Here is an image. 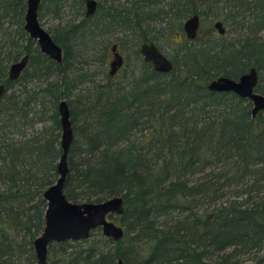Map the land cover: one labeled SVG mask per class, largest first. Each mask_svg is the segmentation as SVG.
Returning <instances> with one entry per match:
<instances>
[{"label":"trees","instance_id":"16d2710c","mask_svg":"<svg viewBox=\"0 0 264 264\" xmlns=\"http://www.w3.org/2000/svg\"><path fill=\"white\" fill-rule=\"evenodd\" d=\"M52 1L56 7L68 2ZM218 1L139 2L138 28L156 22L160 14L174 38L180 35V21L198 14L202 17L198 38L194 44L180 42L167 73L140 61L124 85L103 84L95 103L83 110L89 117L94 114L92 122L74 127V109L69 107L73 141L65 195L73 202L122 196L124 212L110 217L122 222L124 234L115 241L96 228L81 241L53 242L48 247L49 264H117L119 259L125 264H209V253L231 247L230 253L218 256V263L234 264L246 255L251 264H264V197L251 205L246 204L249 197L197 214L199 199L214 197L227 184L219 181L225 170L226 180L231 181L228 186L246 177L264 178V111L251 118L248 99L207 88L219 74L237 77L252 66L259 75L264 73L260 35L264 0H223L236 7L222 18L239 29L235 41H227L228 31L217 40L203 33L208 10H201L197 2L211 7ZM12 5L4 2L5 8ZM176 20H180L177 28ZM23 34V43L14 44L6 59L15 61L29 53L20 77L8 80L7 65L0 60V83H5L0 99V264L36 263L33 240L44 227L43 191L58 175L59 133L45 142L36 135L21 141L26 129L42 120L37 113L31 116L29 107L32 103L43 111H48L47 105L53 107L48 118L59 130L58 102L74 87L67 68L69 29L51 35L63 49L61 63L42 54L36 42ZM147 40L143 32L142 41ZM38 76L46 78L45 84L28 88L30 78ZM260 82L256 91L264 93ZM218 162L222 167L216 183L191 186L192 173Z\"/></svg>","mask_w":264,"mask_h":264},{"label":"rangeland","instance_id":"374dc122","mask_svg":"<svg viewBox=\"0 0 264 264\" xmlns=\"http://www.w3.org/2000/svg\"><path fill=\"white\" fill-rule=\"evenodd\" d=\"M8 1L13 3L14 5H12V7L10 8H5L4 2H7V0H0V60H2V62L7 65V70L12 61L7 62L6 59L14 49V44L18 45L20 43H23L24 41V13H22V11L23 7L26 5V0ZM110 1L116 6L123 3L122 0ZM66 3L67 4L60 7H55L52 0L46 1L42 5L40 12L38 13L39 23L51 35L64 33L65 30L69 29L70 24H74L80 19V15L76 8H71V6H69V0ZM233 4V1L224 2L223 0H220L218 2H214L212 6L209 7L207 6V4H200L199 2H197V5H199V8L201 10H208L207 15L203 17L205 26L203 28V33L207 34L208 31L212 32L213 30L210 28L212 23L217 19L221 20L224 16L223 14L230 8H235L236 10V7H233ZM17 6H19V8ZM97 21L99 20L94 19V22L98 23L97 26L83 29L81 33L77 34L71 40L70 44L69 37L66 40L67 44L69 45V56L67 58L68 75L71 79H73L71 80V82L73 83L74 87L70 90V92H68V94L70 93V95H68L65 100L67 101L68 106L70 108L72 107L71 109H74L72 115H74L73 124L76 128L82 125L86 120L90 122L93 121L92 117H95L94 114L92 113L90 118L88 116V113L83 112V110L85 109V107L88 108L90 105H93L95 103L98 95V89H100L101 86L105 83H111L115 85H117L116 83H121V85H124V81L126 80V77L130 73V71L133 70L135 66L140 64V60L135 59L134 51L139 47L141 43L143 32H146L149 40L154 42L155 45H157L165 55H168L171 58L174 50L176 52L178 44L183 41L179 35L173 38V35L167 33L169 31V27L165 23L166 19L162 21L163 23L153 22L150 25H142V28H138L134 31V33H128L126 36L123 35L124 33L122 31L120 32L119 30H115V34L109 33L108 31L114 30V28H105L99 25V22ZM179 21L180 20H176L175 26L178 25ZM224 26L228 31L226 39L235 41L238 38L239 29H235L230 24V22L229 24H226L224 22ZM167 34L172 37V42H167ZM260 35L261 37H264V29L260 32ZM112 39L116 42L121 43V52L129 63L127 62V64L117 74V76L111 79L106 76L104 77L103 73L104 71H108V65H104L101 63L100 55L103 51L104 45ZM258 77L259 79H261L260 83L262 87H264V73L260 75L258 73ZM45 79V77L40 76L30 78L29 84L27 86L28 88L36 87L37 89L39 88L38 86L45 84ZM18 86L20 85L17 83L14 85V88L18 89ZM100 106L101 105H98L96 108L99 109L101 108ZM50 108L51 111H53V107H50V105H47L46 110L48 111H43L39 105H34L33 103L30 105L29 109H31V116H34V113H37L36 116H39L42 120L41 122L36 123L33 127H29L28 129H26L25 136L23 135L21 139L22 142L23 140H31L33 135H36L40 138L42 136V140L44 139L43 142H45L50 140L52 136H56L57 133H59L60 141L61 129H56L55 124L48 118V116L50 115ZM251 108L252 107L250 106V109ZM42 111L44 112L43 114L41 113ZM256 115L252 116V113L250 114L251 118L256 117ZM261 118L264 119V112L261 113ZM45 130L47 132L43 136L42 133ZM50 132H52L53 134L50 135ZM77 137L79 136L77 135ZM132 137L133 136H131V138ZM123 145L125 144L121 142L120 146ZM28 165L29 164L26 165V169H29ZM221 167V162L209 163L202 171H196L192 173V176L190 178V183H192L191 186L198 183H201L205 186L211 184L212 181L216 183L218 176L221 173ZM259 167L260 165L257 166V168ZM225 173L226 170L224 171L222 179H220L219 181L220 183L226 182L227 184L224 185V187L217 189L218 191L216 195H214V197L209 196L206 198H200L197 205V214H201L205 210L210 212L220 209L222 206L230 205V203H232L233 201L239 202L242 200H248L249 197L250 203L248 201L246 204L251 205L253 200H258L260 197H264V178L259 179V177L257 176L246 177L244 179H240L237 183H234V185L228 186V183H230L231 181L226 180L227 175ZM57 176L55 175L52 178L53 183L57 179ZM93 199H95V197H92V200ZM115 217L109 216V218L113 220L117 225H120L124 228L122 222H120ZM179 217H181V214ZM232 249V247L228 248L227 250H224L219 254H214V252L209 253L206 261L209 264H221L218 263V256L226 255V253H230ZM48 258L50 262V254H48ZM234 264H251V261L249 260V256L243 255L240 256L237 261L234 262Z\"/></svg>","mask_w":264,"mask_h":264},{"label":"water","instance_id":"95a60500","mask_svg":"<svg viewBox=\"0 0 264 264\" xmlns=\"http://www.w3.org/2000/svg\"><path fill=\"white\" fill-rule=\"evenodd\" d=\"M43 0H26L23 29L37 43L39 51L56 63L63 60V49L54 41L51 34L44 29L38 20V8ZM95 8L93 0H87V13ZM214 26L220 34L224 33L221 21ZM186 36L194 39L199 28V16L192 15L183 24ZM144 59L151 62L156 72H168L172 69V61L154 43H144L140 48ZM28 54L9 66L8 79L16 80L28 64ZM122 64V58L115 53L110 65L113 74ZM258 73L254 67L240 75L237 79L218 76L211 79L207 88L216 92H233L239 97L248 98L252 104L251 113L255 116L264 111V94L255 91ZM5 91V85L0 84V98ZM57 110L61 127V154L57 162V179L43 191L46 201L44 227L33 240L35 264H48V246L53 242L81 241L89 237L93 229L100 228L103 236L113 240L123 237L124 229L109 218L110 214L122 215L125 204L122 196H112L102 201L73 202L67 199L64 185L69 173L68 154L73 141V126L70 108L65 99L58 102ZM117 264H125L118 260Z\"/></svg>","mask_w":264,"mask_h":264},{"label":"flooded vegetation","instance_id":"af4514ba","mask_svg":"<svg viewBox=\"0 0 264 264\" xmlns=\"http://www.w3.org/2000/svg\"><path fill=\"white\" fill-rule=\"evenodd\" d=\"M47 0H43L40 5H39V8H38V13L40 12V9L42 7V5L46 2ZM95 2V8L93 10L92 13H87V0H69V6H71V8L75 7L76 10L78 11L79 15H80V19L74 23V24H70L69 25V44L71 42V40L79 33H81V31L85 28H92L93 26H97L98 23L94 22V19L96 20H99L97 22H99V25L105 27V28H110V27H113L114 30H110L108 31L109 33L111 34H115V30H119L120 32L122 31L124 34L123 35H127L128 33H134V31L136 29H138L137 27V13H138V5H139V2L142 4H149V3H152L153 1H157V0H122L123 3L119 4L118 6H116L115 4L111 3L110 0H93ZM56 7V6H55ZM230 10H233V8H230L227 12L230 13ZM54 12V10H53ZM56 12V10H55ZM233 13V11H231V14ZM39 15V14H38ZM192 15H198V14H189L187 15L185 18H183L182 21H180L181 23V28H180V37L182 38L183 41H187L188 44H190L191 42L193 43L199 36L200 34V30H201V26H202V17L200 15L199 16V28H198V31H197V35L194 39H189L186 34H185V31H184V28H183V24L185 22V20L187 18H189L190 16ZM161 15L160 14H157L156 16V19H157V23H160L162 22L164 19H161L160 18ZM161 19V20H160ZM167 21V20H166ZM217 21H221L222 23V27L224 29V33L223 34H220L218 32V29L214 26L215 22ZM163 23V22H162ZM166 23V22H165ZM167 24V23H166ZM167 26L169 27V25L167 24ZM205 26H203L204 28ZM174 28V27H173ZM172 28V29H173ZM175 28H177V26H175ZM213 31L212 32H209L208 30V33L209 35H211V37L214 39V40H217V36H225L226 34V28L224 26V21L221 19H217L215 20L211 27H210ZM24 30V29H23ZM206 31V29H205ZM25 32V31H24ZM114 32V33H113ZM26 33V32H25ZM213 33V34H211ZM27 34V33H26ZM28 35V34H27ZM32 39V38H31ZM34 40V39H33ZM168 40V39H167ZM35 41V40H34ZM173 40H168L167 42H172ZM228 41V40H227ZM36 42V41H35ZM182 42V41H181ZM144 43H154L150 40H147V41H142L141 40V43L139 45L138 48L135 49L134 51V56H135V59L137 60H140L141 62L143 63H146L148 65H151L152 67V64L151 62H148L144 59V56L143 54L141 53L140 51V48L142 46V44ZM177 43V42H175ZM155 44V43H154ZM194 44V43H193ZM37 45V43H36ZM180 45V43L178 44ZM157 46V45H156ZM38 47V46H37ZM158 47V46H157ZM121 49H122V45L121 43L119 42H116L114 41L113 39L111 41H108L104 47H103V51L100 55V59H101V63L104 64V65H108V71H104V77H108V78H114L117 76V74L124 68V66L127 64L128 60L125 59L124 55L122 54L121 52ZM160 50V49H159ZM115 53H118L121 58H122V64L120 65V67L116 70L115 73L111 74L110 73V65H111V62L114 60V57H115ZM25 54H28V64H29V60H30V55L29 53H23L21 56H19V58L15 61H12V63L16 62V61H19L21 59V57H23ZM46 56V55H45ZM171 61H172V58L169 57L168 55H166ZM50 59V58H49ZM129 63V62H128ZM173 63V61H172ZM10 64V65H11ZM27 64V66H28ZM26 66V68H27ZM254 67V66H252ZM25 68V69H26ZM173 68V67H172ZM251 68V67H250ZM249 68V69H250ZM256 69V67H254ZM24 69V70H25ZM153 69V67H152ZM249 69H247L246 71H244L243 73L247 72ZM23 70V71H24ZM154 70V69H153ZM172 70V69H171ZM170 70V71H171ZM257 70V69H256ZM23 71L21 72V74L23 73ZM155 71V70H154ZM8 72H9V68L7 70V74H6V78L8 79ZM169 72V71H168ZM161 73H167V72H161ZM243 73H241L240 75H242ZM257 73H258V70H257ZM20 74V75H21ZM240 75H238L237 77H231V76H227V75H224V74H219L218 76H226V77H230V78H233V79H237ZM216 76V77H218ZM20 77V76H19ZM18 77V78H19ZM215 77V78H216ZM17 78V79H18ZM9 80V79H8ZM10 81H13V80H10ZM259 82V77H258V81H257V84ZM0 84H4L5 83H0ZM256 84V86H257ZM256 86H255V91H256ZM5 92V91H4ZM3 92V94H4ZM216 92V91H214ZM258 92V91H256ZM233 93V92H232ZM258 93H261V92H258ZM2 94V95H3ZM264 94V93H262ZM2 97V96H1ZM242 98V97H241ZM1 99V98H0ZM245 99H248V98H245ZM249 100V99H248ZM250 101V100H249ZM251 104V102H250ZM251 107H252V104H251ZM115 215V214H113ZM105 237V236H104ZM87 239V238H86ZM67 241H70V240H67ZM65 242V241H64ZM57 243H60V242H57ZM49 247V246H48ZM48 264H49V259H48Z\"/></svg>","mask_w":264,"mask_h":264}]
</instances>
